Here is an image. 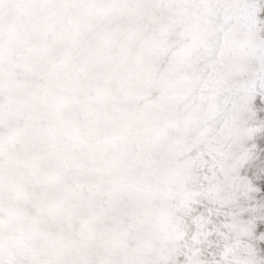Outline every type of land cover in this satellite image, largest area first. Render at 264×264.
<instances>
[{
    "label": "snow or ice",
    "instance_id": "6c2138e0",
    "mask_svg": "<svg viewBox=\"0 0 264 264\" xmlns=\"http://www.w3.org/2000/svg\"><path fill=\"white\" fill-rule=\"evenodd\" d=\"M0 264H264V0H0Z\"/></svg>",
    "mask_w": 264,
    "mask_h": 264
}]
</instances>
